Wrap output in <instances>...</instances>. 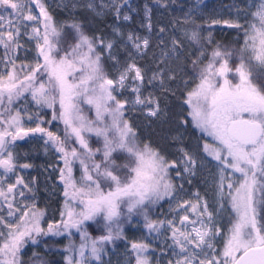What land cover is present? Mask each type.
Returning a JSON list of instances; mask_svg holds the SVG:
<instances>
[{"label": "snow or ice", "instance_id": "snow-or-ice-1", "mask_svg": "<svg viewBox=\"0 0 264 264\" xmlns=\"http://www.w3.org/2000/svg\"><path fill=\"white\" fill-rule=\"evenodd\" d=\"M168 7L0 0V264H112L120 243L117 264H264V0L211 18L231 47L196 6L157 30ZM79 9L111 15L110 31L89 35ZM130 113L166 126L161 141ZM33 140L63 189L51 216L22 174L34 165L17 149Z\"/></svg>", "mask_w": 264, "mask_h": 264}, {"label": "rangeland", "instance_id": "rangeland-1", "mask_svg": "<svg viewBox=\"0 0 264 264\" xmlns=\"http://www.w3.org/2000/svg\"><path fill=\"white\" fill-rule=\"evenodd\" d=\"M48 2H52L53 9L56 8V4L61 3L62 0H46ZM152 4L153 0H130V3L135 7L139 5L140 9L143 8L144 3ZM162 2H166L169 7L165 9H161L159 11L155 12V15L153 16V24L155 25L156 29L160 27L159 21H163L164 23H167L169 20L173 18H182L184 12H187L191 7L196 6L198 9V15L201 17L199 20H197V24L201 25L202 27L206 24L209 25L212 24L211 18L215 17L217 19L221 18H228L229 15V8L228 6L234 2V0H220L218 2H207L206 0H188V1H181V0H162ZM59 11V9H56ZM79 15H83L85 19H88L93 26H96V24H100L103 26L104 20L110 18V21L112 23V16H101L96 17L94 14L89 13L86 9H79L78 10ZM38 14V13H37ZM132 15L135 17V14L132 13ZM142 15V12H141ZM62 17H65L62 15ZM103 21V22H102ZM110 22L105 23L104 27H97L95 30L98 32H103L105 30L110 31ZM214 25V24H213ZM130 28L139 29V18H135L133 21L129 22ZM220 30L219 32L221 34H225L227 32H232L229 29L226 28V26L223 25V23L215 25ZM234 33V32H233ZM143 34V32H142ZM236 36V34H235ZM153 48H155V43L153 44ZM152 52H149V57H151ZM168 103V102H166ZM171 110H175L173 107ZM130 117L133 118V122L140 125V129L142 134L145 137L151 136V139L159 143L161 141V137L163 133L160 131L162 127H166L164 125H161L159 123L153 124L151 129H148L145 127L147 125V121H144L142 118L137 119L136 117H139V113H130ZM42 141H31L28 143L20 142L18 146V151L21 153V156L25 153L29 154V159L26 161L23 158L21 159V163L28 162L34 165L32 169H29L27 171H24L22 174L24 175L25 179L30 180L32 177H37L39 181L40 186V207L41 208H47L48 214L51 216L52 210L56 207H59V204L57 201H62V187L59 189H56L53 186V181H55V177H53L51 180L48 177V172L51 171L50 168H48L49 163L55 164V158L52 157L49 154H45L43 148L41 147ZM47 169V171H45ZM193 191H196L197 189L193 187ZM168 206L167 204H164L163 207H156L153 213V218H160L162 213L167 212ZM58 218V213H57ZM135 224V222H134ZM45 223V227H46ZM141 232L138 230H135L133 225H130V229L128 232V237H139L141 236ZM79 242V241H78ZM77 242V243H78ZM111 248V246H110ZM125 251V245L123 243L119 244V247L116 248L115 253L111 254V261L112 264H117L118 260H122L123 253ZM159 251V249H157ZM105 259H108L106 257ZM55 260L60 261V264H63L62 256L56 255Z\"/></svg>", "mask_w": 264, "mask_h": 264}, {"label": "trees", "instance_id": "trees-1", "mask_svg": "<svg viewBox=\"0 0 264 264\" xmlns=\"http://www.w3.org/2000/svg\"><path fill=\"white\" fill-rule=\"evenodd\" d=\"M181 1L185 2V1H188V0H181ZM206 1L207 2H218L220 0H206ZM46 2L52 5V2H48V1H46ZM65 18L66 17H62V16L59 17V19H61V20L65 19ZM78 19L80 20L81 23H83L85 25V29H86V31L88 32L89 35H99L101 32H98L97 30H95V28L104 27V24L108 23V22L111 23L110 18H108V19L104 20V22L102 21L104 23L103 26L100 25L101 23L100 24L98 23V24H96V26H93V24L88 19H85L83 15L82 16L79 15ZM203 27L208 29V31H210L212 33V38L216 42H219V43H221L222 45H224L226 47H231L232 44H233V41L236 39L235 33L227 32L225 34H221L219 32L220 29L217 26L213 25V24L209 23V25L206 24ZM204 35L207 36L208 32L206 31L204 33ZM126 228H127V233L126 234L128 235V232H129V229H130V225H126ZM90 234L95 236V235H98L99 233L96 232L94 229H90ZM75 241L76 242L79 241V236L78 235L75 237ZM65 243H67V241H61L60 244L58 245V247L60 249H62L63 245ZM41 247H43V245H41ZM50 258L55 260L56 255L53 256V257H50Z\"/></svg>", "mask_w": 264, "mask_h": 264}]
</instances>
